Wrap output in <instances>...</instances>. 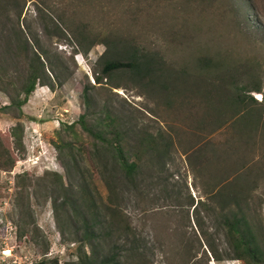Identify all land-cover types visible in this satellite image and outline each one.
<instances>
[{"label": "rangeland", "instance_id": "obj_1", "mask_svg": "<svg viewBox=\"0 0 264 264\" xmlns=\"http://www.w3.org/2000/svg\"><path fill=\"white\" fill-rule=\"evenodd\" d=\"M36 2L24 0L20 18L9 16L38 37L58 84L37 85L19 115L9 104L26 62L15 59L0 74V264L77 260L78 184L89 186L93 206H115L120 226L144 238L146 257L134 264H244L227 259L217 226L234 213L264 247V109L250 128L225 125L209 136L205 121L222 106L210 110V80L264 91V0H47L41 16ZM46 15L63 19L59 30L47 23L52 36L38 18ZM132 51L146 56L149 74H102L107 60L126 61ZM116 131L125 156L141 158L133 179L118 165L102 169L111 155L101 137L113 140ZM153 138L160 151L148 149ZM111 176L116 187L108 188ZM70 182L77 189L62 204Z\"/></svg>", "mask_w": 264, "mask_h": 264}, {"label": "trees", "instance_id": "obj_2", "mask_svg": "<svg viewBox=\"0 0 264 264\" xmlns=\"http://www.w3.org/2000/svg\"><path fill=\"white\" fill-rule=\"evenodd\" d=\"M38 1L35 7L37 14L41 16L43 10L48 8L47 0ZM22 2L24 0H0V74L4 77L11 72V68L15 69V59L20 58L26 62L25 70L23 69V74L20 75V78H22L21 85L17 89L21 91L15 97H10L11 102L9 104V106L16 108L19 115L22 114V106L27 102L28 96L37 85L54 88L58 84L54 79L56 77L54 69L49 65L46 67L47 60L43 61L42 59V57L47 58V51L39 43L38 37L33 34L29 35L21 28L16 27L9 16L10 12H13L17 19L20 18L24 5ZM38 18H40L48 36H52L53 33L47 30V23H53L58 30L60 29L59 24L63 23L61 16L55 18L46 15L47 20L44 16ZM16 24H18L17 20ZM129 56L126 61L119 59L107 60L101 70L102 74L109 75L112 71L123 68L134 70L138 74L144 73L147 75L151 72L150 62L144 54L132 51ZM226 78H219L220 82L218 83L210 80L207 89L211 85L212 90H205L208 95V103L210 102V110L212 103L229 106V108L231 106V110L222 109V106L215 108L214 115L212 113L208 114L210 119L204 116L208 125L207 134L209 136L225 125H230L233 129L257 126L263 115L260 111L264 109V91L261 85H254L249 90H245L244 86H239V90L232 91L233 86H229L231 82ZM99 79L100 77L97 76L96 80L99 81ZM0 90L7 89L0 85ZM250 91L259 93L261 96L260 101L248 94ZM256 107L259 111L256 110ZM84 119L85 114L83 113L79 116L82 128L93 135L94 132L86 125ZM13 136L15 137L16 134L12 133ZM113 136V140L110 141L101 137L102 143L107 148L106 152L111 155L106 159L108 162L104 163L102 169L107 170L109 164L112 169L114 165H118L124 170L127 179H133L138 171L141 158L135 156L131 159L125 156L122 147V135L116 131ZM148 149L159 150L156 139L153 138ZM159 154L157 161H165V152H159ZM10 162L13 164L14 161L11 160ZM66 165L64 164V167L68 171ZM111 179L112 176L105 179L108 188L114 185L116 187V183L113 184ZM78 186L81 189H78V192L81 191L82 194L79 195L77 192L76 203H73L79 209L80 214V228H78V231H81L82 234L76 239L80 243L79 254L76 261L66 264H134L135 261L145 258L148 247L146 241L143 237L136 235L127 223L120 226L117 220L119 209L109 204H103L101 207L93 206L90 192H88L89 186L87 188L79 184ZM63 189L65 192L62 195V204H67L69 196L73 195V190L77 188L70 182L66 187L63 185ZM217 226L219 231H223L229 246V251L225 254L227 259L241 260L244 264H264V247L259 243L255 229L245 216L234 213L218 220ZM205 245L214 260L222 259L215 246L209 241ZM98 246L101 247L102 251L98 250ZM86 248H88V251ZM201 262L200 259H195L191 264Z\"/></svg>", "mask_w": 264, "mask_h": 264}, {"label": "crops", "instance_id": "obj_3", "mask_svg": "<svg viewBox=\"0 0 264 264\" xmlns=\"http://www.w3.org/2000/svg\"><path fill=\"white\" fill-rule=\"evenodd\" d=\"M34 90H36V88Z\"/></svg>", "mask_w": 264, "mask_h": 264}]
</instances>
